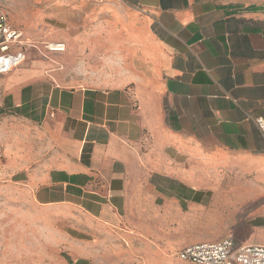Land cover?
I'll return each mask as SVG.
<instances>
[{"label": "crops", "instance_id": "obj_1", "mask_svg": "<svg viewBox=\"0 0 264 264\" xmlns=\"http://www.w3.org/2000/svg\"><path fill=\"white\" fill-rule=\"evenodd\" d=\"M28 5L33 16L8 21L24 30L26 61L4 74L20 127L3 171L69 264H180L195 244L264 245V139L251 120L264 118V0ZM38 40L108 61L91 75L111 79L59 86L48 62L27 61Z\"/></svg>", "mask_w": 264, "mask_h": 264}, {"label": "rangeland", "instance_id": "obj_2", "mask_svg": "<svg viewBox=\"0 0 264 264\" xmlns=\"http://www.w3.org/2000/svg\"><path fill=\"white\" fill-rule=\"evenodd\" d=\"M28 3L29 0H0V7L5 10L10 21V17L14 15L13 10L21 9V15L25 18L33 16L28 10ZM56 15L59 16L58 12ZM55 23L62 24L60 20ZM32 43L31 46L36 49H31L27 61L42 59L48 62L46 69L49 78L61 87L94 85L111 79L91 75L92 69L113 67L108 61L66 59L69 54L65 53H71L74 57V51L64 47L62 53L52 52L50 45L55 43L44 40ZM16 117L8 106L4 74L0 75V264H69V257L60 246L61 239L40 224L45 213L31 202L29 194L12 175L3 171L5 146L10 143L12 133L20 127ZM238 245L240 246L236 243L234 249Z\"/></svg>", "mask_w": 264, "mask_h": 264}, {"label": "built area", "instance_id": "obj_3", "mask_svg": "<svg viewBox=\"0 0 264 264\" xmlns=\"http://www.w3.org/2000/svg\"><path fill=\"white\" fill-rule=\"evenodd\" d=\"M21 32L8 23L7 14L0 7V75L7 74L26 61V53L22 44ZM52 52L61 53L64 45L53 44ZM264 139V118L251 119ZM227 238L213 243H202L188 246L176 257L192 264H264V246L238 245Z\"/></svg>", "mask_w": 264, "mask_h": 264}, {"label": "bare ground", "instance_id": "obj_4", "mask_svg": "<svg viewBox=\"0 0 264 264\" xmlns=\"http://www.w3.org/2000/svg\"><path fill=\"white\" fill-rule=\"evenodd\" d=\"M53 47H54V45L52 44V45H50V49H53Z\"/></svg>", "mask_w": 264, "mask_h": 264}]
</instances>
